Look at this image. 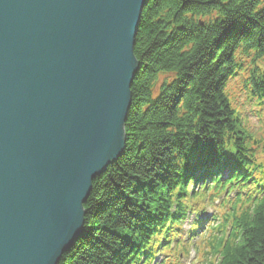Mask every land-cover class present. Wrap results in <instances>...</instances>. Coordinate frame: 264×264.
I'll use <instances>...</instances> for the list:
<instances>
[{
  "label": "trees",
  "instance_id": "trees-1",
  "mask_svg": "<svg viewBox=\"0 0 264 264\" xmlns=\"http://www.w3.org/2000/svg\"><path fill=\"white\" fill-rule=\"evenodd\" d=\"M134 55L123 154L93 180L82 235L58 264H151L209 192L233 194L209 255L264 264V130L226 93L237 81L264 105V0H149Z\"/></svg>",
  "mask_w": 264,
  "mask_h": 264
},
{
  "label": "water",
  "instance_id": "water-1",
  "mask_svg": "<svg viewBox=\"0 0 264 264\" xmlns=\"http://www.w3.org/2000/svg\"><path fill=\"white\" fill-rule=\"evenodd\" d=\"M147 0H0V264H58L124 151Z\"/></svg>",
  "mask_w": 264,
  "mask_h": 264
},
{
  "label": "rangeland",
  "instance_id": "rangeland-1",
  "mask_svg": "<svg viewBox=\"0 0 264 264\" xmlns=\"http://www.w3.org/2000/svg\"><path fill=\"white\" fill-rule=\"evenodd\" d=\"M148 1L149 0H147V2ZM140 22H141V19H140ZM139 27H140V24H139ZM138 30H139V28H138ZM256 64H257V66L260 67V71H262V73H264V64H259L258 61L256 62ZM137 74H138V72H137ZM136 75H135V77L133 79V82H134V80L136 78ZM162 78L163 77L159 78V81H161ZM236 79L238 80V78H236ZM133 82H132V84H133ZM240 88L241 87H240V85L238 84L237 81H235L234 83H230L226 87L227 93H229L228 95L233 98L232 105L234 107H236V108L239 107L242 115H245L247 117V119H248V121H246L247 126H250L252 129H257L258 128V124L260 123L261 124L260 129L261 130H264V107L260 108L256 112H254V110H252V109H253V104H255V103H250V105L248 106L247 105L248 102H247V98H246L247 97V93H246V91L243 92ZM124 137H125V132H124ZM206 204H208V203L204 202L203 203V206L202 205L198 206V208L200 209L199 210V219H200V217L201 218H206V217L211 216L213 214L215 215L216 213L213 212V209H214V211L219 210L220 211V214H223V215L226 214V213H228L227 212V208H221L220 209L219 207H217V208L215 207L216 208L215 209L213 206H211V205L208 204L210 207L213 208V209H211L210 207H205ZM203 212H204V214H203ZM200 214H202V215L200 216ZM220 219H221V217H220ZM191 221H192V217L189 216L188 220H186L185 223H184V229L182 228V230H181V234H180L181 239L182 238L183 239H186L187 234H189V231H190V228H191L190 227ZM210 225H211V223H209V221L205 222V224H202V226L197 230V236H198L197 238L198 239L195 238L194 240H191V242H189V240H186V242H189V244L186 243V245L184 246V248H186L187 251H189V250H193L194 251V249L197 250V248L199 246L198 243H200V242H201L200 247L203 248L204 247V243H203L202 240L204 238L201 239V236H202V233L205 231V228H207ZM83 227H84V223H83ZM83 227H82V232H83ZM187 230H189L188 233H187ZM210 231L207 232V236H210V234H211ZM82 232H81V234L79 235L78 238H80V236L82 235ZM76 240L74 241V243L76 242ZM183 242H185V241L183 240ZM73 245L70 248H72ZM201 248H200V253L202 252V249ZM193 251H190V254L188 253V256L186 258H182V260H181L182 264H207V262H206L207 257L203 253L201 255L198 254V256H195L194 257ZM200 260H202L203 262L201 263Z\"/></svg>",
  "mask_w": 264,
  "mask_h": 264
}]
</instances>
